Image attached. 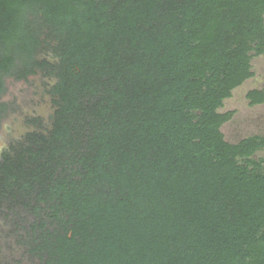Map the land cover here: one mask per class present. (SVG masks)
I'll list each match as a JSON object with an SVG mask.
<instances>
[{
    "label": "trees",
    "instance_id": "trees-1",
    "mask_svg": "<svg viewBox=\"0 0 264 264\" xmlns=\"http://www.w3.org/2000/svg\"><path fill=\"white\" fill-rule=\"evenodd\" d=\"M261 55L264 0H0V124L6 77L54 80L0 205L57 224L45 264H264V136L220 110Z\"/></svg>",
    "mask_w": 264,
    "mask_h": 264
},
{
    "label": "rangeland",
    "instance_id": "rangeland-1",
    "mask_svg": "<svg viewBox=\"0 0 264 264\" xmlns=\"http://www.w3.org/2000/svg\"><path fill=\"white\" fill-rule=\"evenodd\" d=\"M255 76L246 80L226 99L221 111H235L234 116L222 126L226 140L238 142L253 135H264V103L252 105L247 93L254 88H264V55L252 59ZM6 88L1 102L6 105L0 124V152L8 147L15 135H21L29 127V117L45 119L50 123L54 112L53 96L50 93L51 80L43 72L27 79L6 77ZM256 156H264V149ZM21 205L4 203L0 205V264H45L46 254L39 250L42 243L40 225L56 228L47 217Z\"/></svg>",
    "mask_w": 264,
    "mask_h": 264
},
{
    "label": "flooded vegetation",
    "instance_id": "flooded-vegetation-1",
    "mask_svg": "<svg viewBox=\"0 0 264 264\" xmlns=\"http://www.w3.org/2000/svg\"><path fill=\"white\" fill-rule=\"evenodd\" d=\"M35 118H39V117H36V116H30V117H29V127L27 128V130H25V132H22L21 135H18V136L15 135V136H13V138L11 139V143H10V145L13 144V143H16V142L19 141V140H23V139H25L26 136H27V134H28L29 132H32V131L38 129V128H37L38 126L32 122V120L35 119ZM41 119H42V118H41ZM42 122H43V124H45V123H46V122H45V119H44V120L42 119ZM253 135H254V134H253ZM263 136H264V135H263ZM10 145H9L8 147H5V149H6V148H9ZM5 149H4V150H5ZM4 150H2V151H4ZM2 151H1V152H2ZM1 152H0V153H1Z\"/></svg>",
    "mask_w": 264,
    "mask_h": 264
}]
</instances>
